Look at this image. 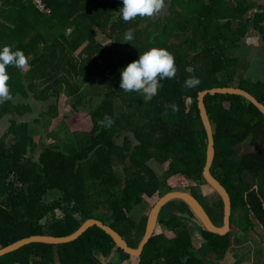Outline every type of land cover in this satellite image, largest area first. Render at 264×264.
<instances>
[{"label": "trees", "instance_id": "obj_1", "mask_svg": "<svg viewBox=\"0 0 264 264\" xmlns=\"http://www.w3.org/2000/svg\"><path fill=\"white\" fill-rule=\"evenodd\" d=\"M20 1L18 9L25 8L27 1L25 4L36 11L37 25L21 17L20 25L9 34L20 41L19 45L5 44L13 51L22 50L31 68L24 81L21 70L8 66L13 99L0 104V122L6 121V131L0 135V247L34 234L66 236L88 218L111 225L136 247L143 237L146 214L138 223L132 215L135 206H147L146 197L181 189L169 182L174 175L182 174L195 185L206 184L202 176L206 133L197 96L202 89L230 85L215 82L213 52L223 60L218 35L208 32L215 0H165L170 7L164 17H137L128 23L119 14L122 0H43L49 13L37 10L30 0H6V4L13 6ZM127 29L133 30L134 38L138 32L146 35L145 43L150 47H162L165 38L178 40L179 45L173 42L169 49L175 52L178 75L161 80L163 84L151 100L139 92L127 96L115 84L100 92L97 104L91 105L86 96H82L85 101L67 103L78 114L76 120L88 119L82 123V131L66 133L69 125L63 121V129H41V119L50 121L46 115L52 119L60 115L61 106L66 105L59 102L64 91L68 97L80 92V85L70 78L78 76L82 83L93 75L121 78V70L136 59L133 54L120 53ZM7 35L0 33V40ZM98 35L108 41L101 42ZM204 53L212 54L211 63ZM190 76L200 79L197 87H185ZM26 81H30L28 86ZM257 90L258 94L247 91L264 104V85ZM18 93L25 100L30 95L38 101L54 100L41 105L46 109L33 120H19L16 116L32 112L33 106L16 101ZM189 98L193 99L191 104L187 103ZM226 101L228 107L223 104ZM172 104L178 111L170 107ZM204 104L214 136L210 171L231 200L229 232L219 236L201 228L197 249L188 230L190 216H166L158 222L175 235L154 232L137 256L138 264H210L204 255L222 260L233 241L232 215L244 218L249 226H260L264 232V115L237 94H206ZM105 114L114 120L110 128L100 127ZM62 131L65 136L60 135ZM119 136L121 142L117 141ZM244 141L252 149L238 153L237 146ZM153 159L169 163L160 176L150 164ZM212 191L214 199L204 193L206 209L213 222L221 224L222 200ZM97 252L105 257L113 252L130 257L95 225L70 242L29 243L0 256V264H100Z\"/></svg>", "mask_w": 264, "mask_h": 264}, {"label": "crops", "instance_id": "obj_2", "mask_svg": "<svg viewBox=\"0 0 264 264\" xmlns=\"http://www.w3.org/2000/svg\"><path fill=\"white\" fill-rule=\"evenodd\" d=\"M26 2L27 1H24L23 3V6L25 8H22L20 6V8L18 9L19 5L22 4V1H20V4L19 2L13 3L14 5L12 6L11 4H6V0H0V9L4 12L0 15L2 16L0 18V22L2 23V25H0V33H2L3 35L8 34L7 36H3V40H0L1 48H3L5 44L11 45L12 47L19 45L20 41L18 42L16 39H14L13 36L9 34L12 30H16L20 25L21 17H27L30 23H34L35 25H37V13L30 5L25 4ZM214 4V9H212L210 13L212 22L211 24L209 23L208 32L218 35L216 41L217 43H219V55L223 58V60H218V54L213 52L216 74L215 82L219 83L220 85L223 82H229L230 85L225 86L241 88L243 87L242 84H247L255 90L259 85H264V0H215ZM169 7L170 6H167V10ZM166 13L167 11H162L158 16L164 17ZM149 25L152 26V23H149ZM48 36L50 38L53 37L52 34H49ZM169 41H171L170 37L169 39H167V42ZM174 43L179 45L178 40H176ZM157 46L160 45L158 44ZM190 55L191 54H189L188 59L191 58ZM211 55V53H204L203 56L205 57V59L209 58V61L211 63ZM30 68V63L28 62V67L26 70L22 71L21 69H19L23 74L24 81L26 80ZM97 77H99V75H93L91 79L86 83H82L81 78L78 76L70 78L69 80L73 84L77 83L80 85V92L68 97L67 95H65L66 93L64 91L63 96L60 98L59 102L62 101V103L69 104L70 102L74 101L79 102L80 99H83L85 101V98H82V96H86V99L88 101L94 98L99 102L101 96L98 95L96 91L98 90V92H102L104 88L117 84V79L110 80L106 77H102L101 79L96 81ZM29 83L30 81H26V86H28ZM86 85H89V87H86ZM64 87H66V85H64ZM93 90H95V93H93ZM30 96V98L25 100L19 93L15 95L16 101L29 103L33 106L32 112L25 113L24 116H16L19 118V120H33L36 116L41 114L44 109H46L45 107H41V105H47L49 103H52L54 100V97H51L50 99H45V101H38L35 97H32V95ZM98 102H96L95 104H97ZM35 106H38V108L40 109L37 111ZM43 128L47 132L52 130L51 125L48 129L45 126H43ZM191 218L193 217H190L189 219L188 230L194 235V228L197 229V227L199 226V221H197V224L195 222H192ZM239 221L240 219H238V223ZM193 244L195 245V248L199 249L200 243L197 244L196 242H194ZM244 245L245 244H240L237 238H233V241L231 242V245L222 260L215 261L214 256L204 255L202 257L205 260H208L210 264H223L225 261L227 262L230 257L231 261L227 262L229 264H246V262L244 261H246L245 259H248V250L244 252L237 250ZM256 249L258 251L259 247H256ZM255 253L256 252H253V255L251 257L252 264L254 262L253 256ZM262 253L263 261H256L255 264H264V252ZM262 253H259V255H262ZM94 254L100 260V262L103 261V258L108 259L107 264H112L111 261L113 262V264H138L137 256L130 255V257L128 258H124L118 255L117 252H113L106 257L101 255L100 252Z\"/></svg>", "mask_w": 264, "mask_h": 264}, {"label": "water", "instance_id": "obj_3", "mask_svg": "<svg viewBox=\"0 0 264 264\" xmlns=\"http://www.w3.org/2000/svg\"><path fill=\"white\" fill-rule=\"evenodd\" d=\"M215 93H229L241 95L246 100L254 104L263 115L264 104L260 102L252 93L241 87L215 86L202 89L198 92L197 103L199 108V116L206 133L205 162L202 169V176L205 180V183L210 186L212 190L217 192L222 200L223 213L221 225H216L213 222L210 217V214L208 213V210L204 207L203 203L193 192L186 189H173L166 192L165 194L160 195L150 207L146 216L143 237L138 246L136 247L130 246L127 240L121 235V233L118 232L111 225L97 218H88L79 226L78 229L66 236L34 234L28 237L21 238L4 247H0V256L13 252L32 242H46L54 244L70 242L80 237L88 228L95 225L105 230L113 238L117 247L121 248L123 251L130 254L131 256H140L146 246L147 241L154 234L160 210L164 205L175 199H179L188 205V208L198 219L200 225L204 230L219 234V236L226 235L230 229L231 200L226 188L219 182L217 178L214 177V175L210 171V167L215 153L214 136L211 122L204 104V96L206 94ZM100 264L106 263L102 261L100 262Z\"/></svg>", "mask_w": 264, "mask_h": 264}, {"label": "rangeland", "instance_id": "obj_4", "mask_svg": "<svg viewBox=\"0 0 264 264\" xmlns=\"http://www.w3.org/2000/svg\"><path fill=\"white\" fill-rule=\"evenodd\" d=\"M163 11H167V6H165ZM149 27H151V26H149ZM98 39L101 42H107L108 41V39L105 38L103 35H98ZM165 39H168V38H165ZM170 39L172 42L171 41H169L170 43L169 42H164V43L161 42L160 43L161 46L162 47L165 46V48L167 50L171 49L173 46L172 43L175 42L176 39L175 38H170ZM145 41H146V35H144L143 33L139 34V32H138V35L128 45H126L127 47L125 46L126 42L120 41L119 47L122 48L120 53H122L123 55L133 54L136 57V59H138L139 55L142 54L144 51L148 50L146 48L150 47V45L145 43ZM151 47H155V46H151ZM156 47H158V46L156 45ZM174 55H175V52H174ZM193 60H194V64H197V60L196 61H195V59H193ZM175 63H176V61H175ZM177 75H178V71L176 72V76ZM201 76H203V74ZM102 77H104V75L97 77V80L96 79L95 80L98 81ZM120 79L121 78H117V84L116 85L118 87H120ZM160 84L162 86L163 83L161 82ZM242 85L246 89L251 90L254 94L259 93V90H257V89L254 90L253 88L250 87V85H247V84H242ZM86 87H89V85H86ZM93 93H95V90H93ZM96 93L98 95L100 94V92H98V90L96 91ZM123 93L125 95L131 96V97H133V94H134V92H125V91H123ZM89 101H90L91 105H94L96 102H98V100L94 99V98L90 99ZM192 102H193L192 98H189L187 100L188 104H191ZM62 104H64V103H62ZM223 104L225 107L229 106V102H227V101L224 102ZM79 107L81 109H84V108L88 109V107H85L83 105H80ZM35 108L37 111L40 109V108H38V106H35ZM69 116L73 117V119H71ZM76 116H78V114L75 112V110L72 106L67 105V104L65 106L62 105L60 108V115L57 118L52 119V118H49L50 117L49 115L48 116L46 115V118L49 119L50 121L45 122V120L41 119V125H42L41 129H44L43 126H45L48 129L50 127V125L52 126L53 129L56 127L58 129H63L65 126L60 125V121H63L64 124L68 123V125H69L68 131H66V133H69L73 130L82 131V127H83L82 123L88 119H84V118H86V117H84L83 119L78 121L75 118ZM5 128H6V121H3V123L1 121L0 122V135L6 131ZM60 135L65 136L66 134L64 133V131H62ZM117 141L121 142L122 136H119L117 138ZM258 148H260V146H258ZM246 149H248V150L252 149V147H250V146L248 147L247 141H244L243 143H241L240 145L237 146L238 153H242ZM150 164L153 167L154 172L158 176L162 175L165 172V170L168 168V165H169L168 162L163 163V162H159L155 159L150 160ZM119 165H121V164H119ZM117 168L120 169V167H117ZM169 182L172 183L173 185H175L176 188L190 190L194 194H198L201 198L202 203L205 205L204 206L205 208H206V202L204 200V197H203L201 190L204 193H207L209 196H211V198H213V199L215 198L214 197L215 194L211 190L210 186H207V184L202 183V185H201L202 189L200 190V188H197L198 186L194 184V181H192L190 178H187L186 176H183L182 174L172 176L169 179ZM190 185H192V187H189ZM157 198H158L157 194L153 195L150 198L146 197L145 200L148 201L147 206L143 207V206L137 205L133 208L132 215H133V218L138 223L142 222L144 214H146V216H147V213L151 207V205H149V204H153L157 200ZM179 201H180L179 199L172 200L162 207V209L160 210V214L158 216L156 226H155V230H154L155 233L162 231L163 233L165 232L166 234H168V236L175 235L174 231L167 230L160 222H158L159 219H162V218L164 219V218H166V216L184 215V216H188V218H189V215H190V217H193V218H191V221L198 224V222H197L198 219H196L194 216H192L191 212L184 205L182 206ZM235 217H238V216H235ZM235 217H234V215H232V218H231V222H232V225L234 227L233 238L234 239L237 238L240 244H245L243 247L238 248L237 250L243 251V252L248 250V253H249L248 259L244 258L246 260L244 262H246V264H252L251 257L253 255V252H256L253 256V258H254L253 264H255L256 261H261V260L263 261V253H262V252H264V232H263V230L259 226H256V224L249 226L246 223V221L244 220V218L238 217V218H240V221L238 223V220L237 219L235 220ZM200 228H201L200 223H199V226L197 227V229L194 228L195 232H194L193 240L197 244L200 243V240H201ZM256 247H259L258 251H257ZM259 253H262V255H259ZM246 254H247V252H246ZM230 258L228 259V261H231ZM102 260L104 263L107 264L108 259L103 258ZM227 262L225 261L223 264H229Z\"/></svg>", "mask_w": 264, "mask_h": 264}, {"label": "clouds", "instance_id": "obj_5", "mask_svg": "<svg viewBox=\"0 0 264 264\" xmlns=\"http://www.w3.org/2000/svg\"><path fill=\"white\" fill-rule=\"evenodd\" d=\"M165 0H122L119 14L125 23L139 18H154L165 8ZM134 39L132 29L125 31L122 42H131ZM29 57L22 50L13 51L8 45L0 50V104L13 99L8 81V66L26 70ZM177 67L175 56L163 47H151L139 55L138 59L132 60L121 70L120 89L125 92H139L145 100H151L161 87L160 81L172 79L176 76ZM200 79L190 76L185 80L186 88H195L200 84ZM178 111V106H170ZM114 120L105 114L99 121L101 128H110Z\"/></svg>", "mask_w": 264, "mask_h": 264}, {"label": "built area", "instance_id": "obj_6", "mask_svg": "<svg viewBox=\"0 0 264 264\" xmlns=\"http://www.w3.org/2000/svg\"><path fill=\"white\" fill-rule=\"evenodd\" d=\"M30 1L35 5L37 10H39L40 12H43V13H49L50 12V10L46 9V6H45L43 0H30Z\"/></svg>", "mask_w": 264, "mask_h": 264}, {"label": "flooded vegetation", "instance_id": "obj_7", "mask_svg": "<svg viewBox=\"0 0 264 264\" xmlns=\"http://www.w3.org/2000/svg\"><path fill=\"white\" fill-rule=\"evenodd\" d=\"M198 186V188H200V190L202 189L201 188V185H197ZM201 192H202V194H203V196H204V192L201 190ZM200 200V199H199ZM201 201V200H200ZM202 202V201H201Z\"/></svg>", "mask_w": 264, "mask_h": 264}]
</instances>
